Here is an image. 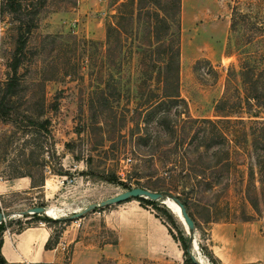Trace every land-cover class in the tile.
<instances>
[{
  "label": "rangeland",
  "instance_id": "obj_1",
  "mask_svg": "<svg viewBox=\"0 0 264 264\" xmlns=\"http://www.w3.org/2000/svg\"><path fill=\"white\" fill-rule=\"evenodd\" d=\"M122 1L125 0L84 1L83 10L77 12L81 5L77 0H0V84L10 72L8 64L18 45V37L25 39L24 57L18 69L19 85L11 98V120L0 121V211L8 214L2 225L4 230L18 232L42 223L50 228L51 245L66 230L67 241L75 238L81 244V252L73 260L72 244L63 243L61 264H187L180 244L173 238L171 256L159 253L145 258L130 251L136 243L140 246L146 240L149 243V231L143 226L160 234L161 223L176 236L180 230L189 245L183 218L167 204L154 201L171 215L174 225L166 219L163 210L136 198L98 207L77 218L70 217L74 211L122 192L129 185L153 187L155 177L147 173L164 164L179 170L188 159H183L174 149L171 139L137 144L135 136L127 129L119 133L116 123L109 124L105 134L90 126L87 99L94 88L91 73L98 57L91 41L103 43L105 25ZM181 1L179 91L190 117L214 118V106L223 94L227 70L231 67L237 71L238 68L235 45L238 31L249 33L250 42L245 50L253 54L257 81L254 93L261 96L264 92V0ZM235 1H241L245 21L231 30V9ZM137 58L138 55L133 54L124 60L122 69L127 77L135 73ZM43 74L53 79H42ZM129 85L133 86L134 81ZM259 101V98L252 100L255 116L246 123V129L256 137L264 121V104ZM123 105L121 101V107ZM178 109L182 111V106ZM174 111L172 107L171 117ZM127 115L123 109L118 122ZM181 117L185 118V114ZM234 149L235 168L230 175L229 188L206 193L202 199L204 206H189L196 233L194 252L204 264H264V259L225 263L210 249L214 225L227 221L240 223L245 216L257 219L253 222L258 225L259 234L264 235V156L260 159L262 163L256 165L254 153L251 159L241 145L237 144ZM251 169L260 187L259 215L242 193ZM27 173L35 184H45L46 179L47 192L44 184L33 189L20 184L16 188L7 186ZM156 184H165V181ZM33 206L46 207L47 214L49 208L57 210L60 217L20 214ZM208 214L218 220L204 221ZM84 249L91 254H85Z\"/></svg>",
  "mask_w": 264,
  "mask_h": 264
},
{
  "label": "trees",
  "instance_id": "obj_2",
  "mask_svg": "<svg viewBox=\"0 0 264 264\" xmlns=\"http://www.w3.org/2000/svg\"><path fill=\"white\" fill-rule=\"evenodd\" d=\"M240 3L241 1H235L232 6L231 30H236L238 24L245 21ZM181 7V0H125L117 5L105 25L103 43L91 41L98 57L91 73L94 88L88 96L87 106L90 126L102 130L103 134L109 124L116 123L117 131L120 133L122 129H127L131 136H135L134 141L137 144L158 142L161 138L173 140L174 149L180 152L183 159L187 157V161L182 163L179 170L164 164L147 173L149 177H155L153 187L138 183L136 186L171 195L184 204L194 221L189 212L190 204L204 206L202 199L206 193L229 188L230 175L235 168L232 158L234 146L241 145L245 149V155L251 159L254 153L256 165L262 163L260 159L264 156V121L257 137L246 129V123L253 121L255 116L252 112V100L259 98V104H264V92L261 93L262 97L254 93L257 81L254 78L253 54L245 50L250 42L249 33L238 31L239 35L235 40L238 68L237 71L231 67L227 70L223 94L214 106V118L190 117L179 91ZM29 30L30 27L27 28ZM22 38L18 37V45L8 64L10 72L0 84V121L3 123L11 120V98L16 94L19 85L18 69L24 57L22 47L25 43ZM133 54L138 55L136 71L127 77L122 65ZM42 76V79H53L50 75ZM124 79L126 80L123 81ZM131 80L134 81L133 86L129 85ZM121 101H124L122 107ZM179 106H182V111H179ZM172 107H175V111L171 117ZM123 109L128 115L118 122L117 117ZM182 114H185V118L181 117ZM151 124L153 127H150ZM77 132L80 134L79 130ZM259 150L262 154H257ZM248 164L251 165V162ZM173 165L175 166L174 163ZM249 174L242 193L259 215L260 187L256 185L252 169ZM23 176H29L32 187L44 184H35L29 173ZM161 180L165 184H156ZM259 183L263 184V181L259 180ZM136 199L149 202L157 210H163L166 219L174 225L171 215L156 206L154 201L142 197ZM209 214L204 221L218 220ZM155 216L164 223L159 215ZM255 220L257 219L250 216L241 218L242 222ZM2 224L3 222L0 223V233L4 230ZM167 229L180 244L185 262L196 264L189 256V245L180 230L176 236L168 226ZM50 239L46 242L47 248L51 246ZM1 242L2 239L0 245ZM56 242L57 240L54 244ZM0 264H5L1 254Z\"/></svg>",
  "mask_w": 264,
  "mask_h": 264
},
{
  "label": "crops",
  "instance_id": "obj_3",
  "mask_svg": "<svg viewBox=\"0 0 264 264\" xmlns=\"http://www.w3.org/2000/svg\"><path fill=\"white\" fill-rule=\"evenodd\" d=\"M81 1L77 12L84 8V1H103V0H77ZM76 12V14H77ZM47 180L45 179V193L47 192ZM19 184L27 189H33L31 180L27 177H19L17 180L10 182L9 188L19 187ZM47 209V208H46ZM56 218V217H55ZM161 233H155L148 226L143 229L149 234V243L143 245L136 243L130 247V251L137 252L141 257L151 258L162 253L173 255V249L170 245L175 244L172 237L168 234L167 228L161 223ZM2 242L0 245V254L5 264H61L63 261L62 244H72L73 260L80 253L79 242L75 238L66 239V230L59 236L54 245L46 247V242L51 238L50 228L42 223L35 224L15 232L6 228L2 231ZM258 234V235H257ZM257 236V237H256ZM210 249L212 252L225 263L248 262L264 259V235L259 234L258 225L253 222H226L216 224L211 230ZM119 245L123 246L122 237ZM173 246V245H172ZM85 254L90 255L88 249H84ZM72 263V262H71Z\"/></svg>",
  "mask_w": 264,
  "mask_h": 264
},
{
  "label": "water",
  "instance_id": "obj_4",
  "mask_svg": "<svg viewBox=\"0 0 264 264\" xmlns=\"http://www.w3.org/2000/svg\"><path fill=\"white\" fill-rule=\"evenodd\" d=\"M142 197L151 201H158L160 204L164 205L167 200H172L174 203H176L179 207L180 215L183 217V221L187 227V233H189V247H188V253L191 257V260L196 264H204L201 261L197 259V256L193 252V231L195 229L194 221L189 216L186 207L183 203L179 202L175 198H173L171 195H166L163 192L160 191H153L145 187L141 186H134L129 189H125L122 192H119L113 196L107 197L101 201L89 203L84 208L80 209L79 211H74L71 213L70 217L77 218L83 215L84 213L94 210L98 207H105L107 205L116 204L120 202L127 201L131 198H138ZM45 214V207L44 206H33L29 207L26 210H23L20 212L21 215L26 214ZM8 218V214H6L3 211H0V223L5 221Z\"/></svg>",
  "mask_w": 264,
  "mask_h": 264
},
{
  "label": "bare ground",
  "instance_id": "obj_5",
  "mask_svg": "<svg viewBox=\"0 0 264 264\" xmlns=\"http://www.w3.org/2000/svg\"><path fill=\"white\" fill-rule=\"evenodd\" d=\"M165 204H167L171 209H173L172 211H174V213L180 218V219H182L183 217H181V215H180V211H179V207H178V205L176 204V203H174L172 200H167L166 201V203ZM164 204V205H165ZM45 214H47V209H46V207H45ZM48 214L50 215V216H52V217H60L59 216V212L57 211V210H54V209H48ZM47 214V215H48ZM48 215V216H49ZM195 236H196V233L194 232L193 233V252H194V249H195V245H194V241H195ZM194 254H195V252H194ZM196 255V254H195ZM197 259H198V257H197ZM199 261H201L200 259H198ZM202 262V261H201ZM203 263V262H202Z\"/></svg>",
  "mask_w": 264,
  "mask_h": 264
},
{
  "label": "built area",
  "instance_id": "obj_6",
  "mask_svg": "<svg viewBox=\"0 0 264 264\" xmlns=\"http://www.w3.org/2000/svg\"><path fill=\"white\" fill-rule=\"evenodd\" d=\"M0 179H1V177H0Z\"/></svg>",
  "mask_w": 264,
  "mask_h": 264
}]
</instances>
